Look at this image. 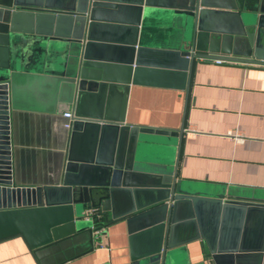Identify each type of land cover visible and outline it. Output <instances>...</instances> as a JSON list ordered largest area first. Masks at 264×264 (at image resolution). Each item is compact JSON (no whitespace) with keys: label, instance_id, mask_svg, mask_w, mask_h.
I'll use <instances>...</instances> for the list:
<instances>
[{"label":"water","instance_id":"water-1","mask_svg":"<svg viewBox=\"0 0 264 264\" xmlns=\"http://www.w3.org/2000/svg\"><path fill=\"white\" fill-rule=\"evenodd\" d=\"M158 21L170 34L156 33ZM51 40L70 52L46 77L69 89L67 161L58 184L19 187L15 87L37 76L22 73L31 48ZM263 45L264 0H0V242L20 237L40 264H62L124 221L132 264H183L180 249L198 240L212 264H264V192L239 197L179 179L178 159L155 165L150 147L180 152L184 129L126 122L132 86L188 94L197 60L264 65Z\"/></svg>","mask_w":264,"mask_h":264},{"label":"crops","instance_id":"crops-1","mask_svg":"<svg viewBox=\"0 0 264 264\" xmlns=\"http://www.w3.org/2000/svg\"><path fill=\"white\" fill-rule=\"evenodd\" d=\"M156 28L159 35L170 34L166 22L158 21ZM69 60L63 41L36 44L22 73L37 76L16 83L11 134L19 187L58 184L63 177L71 132L63 116L69 89L46 77L58 75ZM126 122L159 131L184 129L180 152L177 143L150 147L155 165L173 166L178 159L179 179L239 197L264 192V65L197 60L188 94L132 86ZM180 251L183 264H212L203 240ZM0 264L40 263L24 239L14 237L0 242ZM62 264H132L125 222L110 223L93 251Z\"/></svg>","mask_w":264,"mask_h":264},{"label":"built area","instance_id":"built-area-1","mask_svg":"<svg viewBox=\"0 0 264 264\" xmlns=\"http://www.w3.org/2000/svg\"><path fill=\"white\" fill-rule=\"evenodd\" d=\"M218 63H222L223 61H221V60H216ZM63 116H64V118L66 119V123H65V128L67 129V130H71V127H72V121H73V118H74V115H73V112L71 111V112H68V111H66V112H64L63 113Z\"/></svg>","mask_w":264,"mask_h":264}]
</instances>
